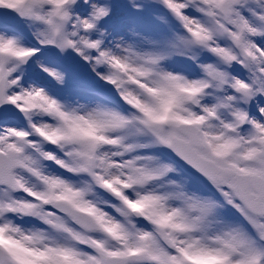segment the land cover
Returning <instances> with one entry per match:
<instances>
[{
    "label": "snow or ice",
    "instance_id": "obj_1",
    "mask_svg": "<svg viewBox=\"0 0 264 264\" xmlns=\"http://www.w3.org/2000/svg\"><path fill=\"white\" fill-rule=\"evenodd\" d=\"M0 264H264V0H0Z\"/></svg>",
    "mask_w": 264,
    "mask_h": 264
}]
</instances>
